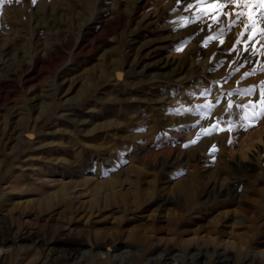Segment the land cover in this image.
Wrapping results in <instances>:
<instances>
[{
  "label": "rangeland",
  "instance_id": "1",
  "mask_svg": "<svg viewBox=\"0 0 264 264\" xmlns=\"http://www.w3.org/2000/svg\"><path fill=\"white\" fill-rule=\"evenodd\" d=\"M262 14L0 3V264H264Z\"/></svg>",
  "mask_w": 264,
  "mask_h": 264
},
{
  "label": "bare ground",
  "instance_id": "2",
  "mask_svg": "<svg viewBox=\"0 0 264 264\" xmlns=\"http://www.w3.org/2000/svg\"><path fill=\"white\" fill-rule=\"evenodd\" d=\"M53 245H54V243H53ZM48 247V246H47ZM47 249V248H46ZM59 250H63L62 252L61 251H59ZM47 251H49V253H51L52 255L54 254H59V255H64L65 257H66V255L68 256V258L69 259H74V258H76V256H77V254H76V252H77V249L76 248H72V247H67V248H65V247H52V248H49V249H47ZM76 255V256H75ZM44 256V255H43ZM58 257H61V256H58ZM41 261V260H40ZM243 264V263H242Z\"/></svg>",
  "mask_w": 264,
  "mask_h": 264
},
{
  "label": "snow or ice",
  "instance_id": "3",
  "mask_svg": "<svg viewBox=\"0 0 264 264\" xmlns=\"http://www.w3.org/2000/svg\"><path fill=\"white\" fill-rule=\"evenodd\" d=\"M5 2L11 3L13 2V0H0V3H5ZM16 2H19V0H16ZM33 2H35V0H33ZM245 2L247 3L249 2V0H245ZM260 3H264V0H260ZM262 16H264V14H262Z\"/></svg>",
  "mask_w": 264,
  "mask_h": 264
},
{
  "label": "water",
  "instance_id": "4",
  "mask_svg": "<svg viewBox=\"0 0 264 264\" xmlns=\"http://www.w3.org/2000/svg\"><path fill=\"white\" fill-rule=\"evenodd\" d=\"M26 137L30 139V138H32V134L28 133V134H26Z\"/></svg>",
  "mask_w": 264,
  "mask_h": 264
}]
</instances>
